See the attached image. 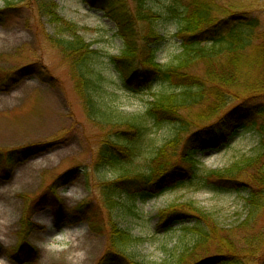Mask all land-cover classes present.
Listing matches in <instances>:
<instances>
[{
    "label": "rangeland",
    "instance_id": "1",
    "mask_svg": "<svg viewBox=\"0 0 264 264\" xmlns=\"http://www.w3.org/2000/svg\"><path fill=\"white\" fill-rule=\"evenodd\" d=\"M185 1L150 3L161 16L156 28L166 37L157 52L159 63H167L179 52L180 20L169 13ZM8 2L13 7L0 23V264H97L109 245L112 218L104 208L100 186L121 173L119 167H100L99 153L110 143L114 125L123 121L124 113L144 111L161 86L145 89L118 72L110 74L111 58L123 56V42L115 23L98 7L84 0H0V9ZM219 3H252L247 12L259 16V26L264 27V0ZM140 26L148 31L145 23ZM74 35L99 52L92 68L101 73L98 81L107 103L103 105L106 118L88 115L72 64L57 47L61 37ZM26 66H31L27 76L12 82L14 73ZM203 71L200 64L192 72ZM200 108L183 113L189 117ZM175 133L171 123L152 128L137 161L145 164ZM260 140L255 129L240 130L223 147L199 154L198 174L230 167L257 152ZM70 169L76 173L67 178ZM245 196L220 181L204 186L187 181L148 200L139 194L132 199L124 192L115 218L132 238L121 250L146 264H190L219 248L225 250V242L216 235L214 240L222 246L211 244L206 253L203 247L191 250L197 236L183 226L157 228L159 213L175 207L201 209L209 215L208 225L239 248L244 234L264 231V214L251 225L239 226L248 218ZM82 202H86L84 214L77 209Z\"/></svg>",
    "mask_w": 264,
    "mask_h": 264
},
{
    "label": "trees",
    "instance_id": "2",
    "mask_svg": "<svg viewBox=\"0 0 264 264\" xmlns=\"http://www.w3.org/2000/svg\"><path fill=\"white\" fill-rule=\"evenodd\" d=\"M84 1L98 7L115 23L123 42V56L111 58L110 74L118 72L129 83L138 82L145 89L154 84L161 86L144 111L124 113L123 121L115 122L114 136L99 153L100 167H119L121 173L100 186L104 208L112 218L109 245L97 264H146L121 250L132 238L115 218L124 192L132 199L139 194L148 200L187 181L196 186L220 181L246 193L248 218L239 226L255 222L257 216L264 214V27L259 26V16L252 17L247 12L253 4L184 0L182 8H170L169 14L180 20L176 34L179 52L162 64L157 61V52L166 37L156 28L161 16L150 5L153 0ZM10 5L8 2L0 9V23L6 20L8 9L13 7ZM50 13L56 17L54 10ZM141 23L148 25L147 32L141 29ZM56 43L72 64L76 89L88 115L108 117L98 81L101 73L92 68L99 52L77 35L61 37ZM200 64L203 73L192 72ZM30 67H20L12 82L24 79ZM196 106L201 108L191 116L183 113ZM170 123L176 128L175 136L159 146L145 164H140L137 159L146 136L152 128ZM248 128L255 129L261 137L257 152L228 168L204 169V176L198 174L199 154L223 147L240 130ZM75 173L76 169H70L65 176L70 178ZM133 188L141 190L133 193ZM85 206L86 202H82L78 213L84 214ZM200 210L171 208L159 213L156 224L160 229L180 225L192 231L197 236L192 251L198 246L207 253L214 243L221 247V242L214 240L215 235L225 242V250L219 248L213 255L199 257L190 264H264L263 230L256 231V235L244 234L238 248L209 226V215ZM2 251L0 245V255Z\"/></svg>",
    "mask_w": 264,
    "mask_h": 264
}]
</instances>
